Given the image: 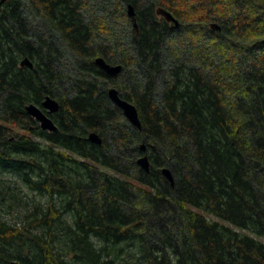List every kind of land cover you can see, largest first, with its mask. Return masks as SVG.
I'll return each instance as SVG.
<instances>
[{"label": "trees", "instance_id": "obj_1", "mask_svg": "<svg viewBox=\"0 0 264 264\" xmlns=\"http://www.w3.org/2000/svg\"><path fill=\"white\" fill-rule=\"evenodd\" d=\"M257 238L264 0H0V264H264Z\"/></svg>", "mask_w": 264, "mask_h": 264}, {"label": "water", "instance_id": "obj_2", "mask_svg": "<svg viewBox=\"0 0 264 264\" xmlns=\"http://www.w3.org/2000/svg\"><path fill=\"white\" fill-rule=\"evenodd\" d=\"M6 0H1V2H4ZM156 13L160 16H162L163 18H165V20L167 22H172L174 23L175 26H178V22L177 20L166 10L159 8L156 10ZM134 13H133V7L129 6L128 7V16L129 17H133ZM212 28H216L219 29V26L217 24H211ZM95 63L97 64V66L103 70L104 72H106L108 75H117L120 71H121V65H110L108 63H106V61L99 57L95 60ZM20 65L23 66H27L29 68H32V63L29 61L28 58H25ZM108 95L110 100L118 107L122 110L124 117L128 120V122L135 126L136 128L140 129V121L138 118V113H137V109L136 107L131 104L130 102H127L126 100L122 99L119 94L118 91L115 88H111L108 91ZM42 107L44 109H46L48 111V113L50 114H55L59 111L60 106L58 104V102L51 98V97H46V99L42 102ZM26 112L27 114L33 118L35 121L38 122L39 127L42 130L45 131H49V132H55L57 130L56 126L54 125L53 121L47 117L45 115V113H43L41 111V109L33 104H30L28 106H26ZM88 140L93 143V144H97L100 145L102 140L99 137V135L97 133H90L88 136ZM142 151L145 152V147L142 146ZM138 165L146 172H149V161L146 155L142 156L141 158L138 159L137 161ZM162 174L165 176V178L172 184L173 183V177L172 174L170 172L169 169L167 168H163L162 169ZM13 264H17L16 262H14Z\"/></svg>", "mask_w": 264, "mask_h": 264}, {"label": "flooded vegetation", "instance_id": "obj_3", "mask_svg": "<svg viewBox=\"0 0 264 264\" xmlns=\"http://www.w3.org/2000/svg\"><path fill=\"white\" fill-rule=\"evenodd\" d=\"M133 13H134V10H133ZM134 16V15H133ZM159 16V15H158ZM159 17H161V18H163L162 16H159ZM167 22V21H166ZM168 24H174V23H172V22H167ZM175 26V25H174ZM175 27H177V26H175ZM40 109H41V111L43 112V113H45V115L47 116V117H49L52 121H53V119H52V116L54 115V114H50V113H48V111L46 110V109H44L43 107H42V105H41V107H39ZM54 123V122H53Z\"/></svg>", "mask_w": 264, "mask_h": 264}, {"label": "rangeland", "instance_id": "obj_4", "mask_svg": "<svg viewBox=\"0 0 264 264\" xmlns=\"http://www.w3.org/2000/svg\"><path fill=\"white\" fill-rule=\"evenodd\" d=\"M257 239L264 241V239H262V238H257Z\"/></svg>", "mask_w": 264, "mask_h": 264}]
</instances>
